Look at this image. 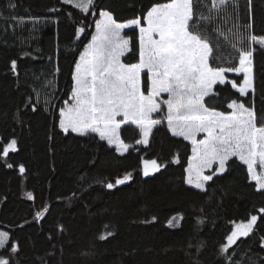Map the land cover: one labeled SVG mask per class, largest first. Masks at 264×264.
I'll use <instances>...</instances> for the list:
<instances>
[{
  "label": "trees",
  "instance_id": "16d2710c",
  "mask_svg": "<svg viewBox=\"0 0 264 264\" xmlns=\"http://www.w3.org/2000/svg\"><path fill=\"white\" fill-rule=\"evenodd\" d=\"M166 2L95 0L96 9L85 14L61 0H0V231L9 232L19 244L13 264H225L220 248L227 235L251 215H261L264 192L235 158L225 173L214 177L215 183L205 186L207 194L188 186L184 170L191 144L173 137L164 122L154 127L147 146L135 143L137 128L123 125L122 139L130 146L123 156L94 134L66 136L59 129L75 63L92 38L99 12L109 11L117 22H126ZM252 9L254 27L244 35L264 37V0H252ZM228 12L234 19L238 13V23L247 27V0H235ZM220 23L229 42L217 56L221 61L236 58L231 46L236 41L228 31L232 19ZM79 27L85 33L77 39ZM123 36L130 51L122 61L138 62V29L125 30ZM252 47L255 93L239 97L230 85L217 86L218 95L206 100L225 114L231 111L227 102L247 100L246 106L264 123V48ZM13 139L16 151L4 157L3 148ZM150 160L163 167L144 176L143 162ZM128 173L124 184L106 187ZM38 211L44 216L39 221ZM172 217L176 219L170 226ZM198 219L204 223L198 225ZM101 235L106 239H99ZM262 236L264 221L258 219L254 233L233 246L235 260L264 264Z\"/></svg>",
  "mask_w": 264,
  "mask_h": 264
},
{
  "label": "snow or ice",
  "instance_id": "6c2138e0",
  "mask_svg": "<svg viewBox=\"0 0 264 264\" xmlns=\"http://www.w3.org/2000/svg\"><path fill=\"white\" fill-rule=\"evenodd\" d=\"M61 3L85 14L96 9L95 0H61ZM234 3L235 0H168L153 4L127 22H117L109 11H100L95 34L75 63L70 103L65 102L60 108L61 132L81 137L95 134L123 156L130 147L122 139L123 125H135L139 129L135 143L147 146L153 128L166 119L173 137H182L192 144V155L184 170L187 185L207 194L205 186L215 183L214 177L225 173L230 167L229 161L235 158L246 166L257 190H264V123L258 121L255 109L246 106L247 100L233 99L227 102L231 112L225 114L212 109L206 100L218 95L217 86L230 85L239 97L255 93L252 45L264 48V37L244 35L247 28L254 27L252 0H247V27L238 23V13L234 19L228 12ZM9 6L15 7L11 3ZM229 19L232 27L228 31L236 41L231 46L237 57L221 61L217 52L223 51L222 45L229 42V36L220 22L226 24ZM129 28L139 32L136 63L121 59L130 51L129 39L121 35ZM84 33V27L77 28V39ZM245 43L247 47L243 46ZM11 68L14 72L17 70L15 60ZM228 73L243 74V81L229 79ZM31 107L33 111L38 110ZM154 113L162 114L161 118H153ZM200 134L203 138L197 139ZM16 144L13 139L3 148L2 155L8 157L10 151H16ZM161 167L156 160L145 161L143 175L148 176L150 169L158 172ZM19 171L23 174L25 168L21 165ZM130 177V173L117 177L115 184L109 182L106 187L112 189ZM27 195L29 200L34 199L32 193ZM258 211L259 217L251 215L247 223L236 224L227 235L226 243L220 248L225 264H241L235 260L233 246H238L241 237L254 233L258 219L264 221V207ZM43 218L38 211L37 221ZM175 219L172 217L168 224L171 226ZM203 223V219L197 220L198 225ZM99 239L104 240L106 236L101 235ZM202 247L203 242L197 246V253ZM260 247L264 248V236L260 238ZM19 251V244L11 239L10 233L0 231V264H13Z\"/></svg>",
  "mask_w": 264,
  "mask_h": 264
},
{
  "label": "rangeland",
  "instance_id": "374dc122",
  "mask_svg": "<svg viewBox=\"0 0 264 264\" xmlns=\"http://www.w3.org/2000/svg\"><path fill=\"white\" fill-rule=\"evenodd\" d=\"M99 18H100V17H99ZM99 18H98V19H99ZM98 19H97V20H98ZM126 22H127V21H126ZM94 28H95V25H94ZM129 29H133V28H129ZM134 29H135V28H134ZM125 30H128V29H124V30L122 31V33H121L122 36H123V32H124ZM138 33H139V32H138ZM94 34H95V31H94L93 35H94ZM126 39H128V38H126ZM90 41H91V40H90ZM83 50H84V49H83ZM83 50H82V51H83ZM128 52H129V51H128ZM128 52H126L125 55H126ZM125 55H124V56H125ZM124 56H123V57H124ZM123 57H122V58H123ZM122 58H121V59H122ZM78 60H79V57H78ZM78 60H77V61H78ZM74 70H75V68H74ZM228 74H230V75H235L234 73H228ZM241 75H242V78H243V74H241ZM242 81H243V79H242ZM73 83H74V82H73ZM163 98H166V95H165ZM69 103H70V101H69ZM230 112H231V111H230ZM165 115H166V110H165ZM156 116H157L158 118H157ZM161 116H162V114H159V113H154V114H153V118H155V119H160ZM159 117H160V118H159ZM164 123L166 124V119L164 120ZM128 125H131V124H128ZM166 125H167V124H166ZM132 126H134V127L136 128L135 125H132ZM153 129H154V128H153ZM137 130L139 131L138 128H137ZM94 135H95V134H94ZM150 135H151V134H150ZM97 137H98V136H97ZM149 138H150V137H149ZM181 138H182V137H181ZM202 138H203V134H200V135H198V137H197V139H202ZM189 143H190V142H189ZM190 144H191V143H190ZM129 148H130V147H129ZM191 155H192V144H191ZM191 155H190V156H191ZM213 167L215 168L216 166L213 165ZM256 170H257V173L259 174L260 171H261L260 168H259V165L256 166ZM206 174H207V172H206ZM251 180H252V179H251ZM252 181L256 184L255 180H252ZM188 186H189V185H188ZM256 186H257V185H256ZM261 191L264 192V190H261Z\"/></svg>",
  "mask_w": 264,
  "mask_h": 264
}]
</instances>
